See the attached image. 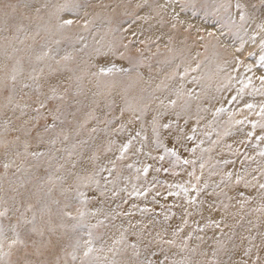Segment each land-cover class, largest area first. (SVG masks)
I'll return each instance as SVG.
<instances>
[{
	"label": "rangeland",
	"instance_id": "obj_1",
	"mask_svg": "<svg viewBox=\"0 0 264 264\" xmlns=\"http://www.w3.org/2000/svg\"><path fill=\"white\" fill-rule=\"evenodd\" d=\"M159 1L147 0L144 7L138 8L137 5L144 4V0H86L90 6L82 8L80 16L82 17L85 11L89 13L88 19L92 21L89 28L85 30L80 25H73L71 29L57 31L54 27V18L50 19V14L56 13L57 8L66 0H0V10L11 12L12 7L10 6L15 7L16 19L13 23L20 26L19 30L13 28L10 31L0 32V69L5 64L10 65L11 62L6 59L9 54L24 57L25 75L31 70L29 57H31V66L35 67L37 71L43 68L46 77L50 69L62 68L66 64L68 68L72 69V72L64 70L54 73L48 78L51 83L59 81L64 87H69L70 98L77 88L75 81H68L67 78L76 75L84 76L81 82V94L74 99H69L60 113V120H63L64 123L61 124L60 120H57L56 128L48 133H43L45 139H56L57 142L54 146L50 144L43 146L55 153L56 149L65 147V144L60 142L62 137H58L57 133L61 127L69 130L70 140L67 142V146L73 155L68 157L67 152L57 154L65 157V159L59 160V163H65L66 160H77L79 161L77 171L86 167L90 172L94 165L88 158L95 153L99 157L96 164L107 165V167L112 168L113 165L108 164V160H116L119 155L120 144L129 135L128 130L122 134L113 131L122 122L119 119H114V117L120 116V107L129 105L138 107L147 104L150 109L147 119H150L151 114L157 110L163 111L169 100H177L175 109L168 108L169 113L180 111L181 105L187 102L189 107L182 113L179 123L183 125L184 119L187 118L188 127L197 129L195 141L186 142L187 147H194L198 144L199 147L196 152H185L183 147H179L178 151L181 161L184 159L196 160L195 165L191 163L184 165L180 162L174 164L171 157H166L164 161H154L143 153L134 154L135 148L140 146L139 142L135 141L133 148L130 149L125 158L116 160L111 174L107 171L100 173V183L98 187L95 185L93 187L98 193L103 192L105 195L98 196L97 200L90 203L85 209L89 213L95 212L96 214L85 217L84 227L63 236L64 242L68 241L70 235L73 242L79 239L83 243L88 239L89 231L94 236L99 237L108 234L107 238H109L111 237L110 229L119 233L118 229L122 231L124 228L129 229L130 240L135 239L131 236L132 231L139 233L142 230V238L148 237L149 234L155 236L156 232H161L165 238H170V229L167 233L164 232V229H167L169 224L175 227L180 223L181 209L176 205L183 204L184 194L181 192L179 196H168L169 191H180L177 188L169 189L168 185L184 184L185 187H189L191 184L197 183L194 177L188 176V172L193 169H195V176L201 177V184L207 180L205 179L207 177L210 179L209 184L218 182L229 171L240 175H244L246 171L249 174L246 179H251V176L255 175L257 180L264 182V179H261L259 175L260 169L264 167V157L259 155V152L264 150V141L255 139L258 135H264V132L259 127L252 128V122H264V118L256 114L260 111V106L264 104V89H262L261 81L258 79L259 76L264 75V67H260L259 64L261 54L258 47L259 36H257V42L254 43L249 40L251 32L246 34L239 31L238 27H234L228 22L225 8L229 3L234 5L235 0H177L176 4H172L169 0V6L166 8L169 12L163 10L158 19L159 21L162 18L165 21L163 26L158 21L152 24V11L158 8ZM161 1L166 2V0ZM84 2L85 0H81V3ZM254 2H258V0H254ZM101 4L107 5V7L101 8ZM181 5H184V11H181ZM222 5L223 7H221ZM37 8L40 9L39 13L36 12ZM231 11L235 13L236 9L233 7ZM173 12L178 13L179 19L184 22L183 24L178 23L176 29H172L169 23ZM61 15L66 19L72 18L70 12ZM256 15L260 16V10L257 11ZM144 16L149 18L147 20L142 19L141 17ZM209 32L214 35L209 36ZM133 33L136 35L134 36ZM5 37L8 39L5 40ZM199 37H203V39ZM241 37L245 41V46L242 52L236 53L235 49L240 46ZM21 40L23 41L22 44L19 43ZM140 40H144L145 43H139ZM97 41L104 45L113 44L120 52H125L127 56L131 57L130 63L116 60L118 67L123 65L128 67L130 71L127 74L109 78L108 87L99 90L94 87V82L87 75V72H81L82 69L87 68L86 62L89 61L93 49L99 46ZM130 41L132 43H129ZM125 44H129L127 49L123 47ZM14 47L21 49V51L13 53ZM43 52H47L48 55L42 56L41 60L36 61V56ZM249 52H253L254 55L249 56ZM65 55H71L73 59L70 61L61 60ZM214 55L218 56V64L213 71L214 78L210 83L203 82L200 77H203L204 67L210 64ZM234 56L242 62L238 68L233 59ZM58 60L61 61L60 65L56 64ZM244 65L250 66L251 71H246ZM3 74L0 72V75ZM181 74H183V78H181ZM169 77L173 78L169 79ZM249 78H251V82H249ZM26 82L33 83L30 80ZM165 85L168 87L165 88ZM180 85H183L182 89H180ZM178 89L183 95H176ZM189 89L192 92L191 100L187 96ZM241 89L243 92H240ZM97 91L100 94L93 96V92ZM233 97L237 99L232 100ZM17 100H19V96H17ZM111 101H115V105L110 110L105 107V104ZM0 102H3L2 97H0ZM28 103L31 104L32 101L29 100ZM245 104H253L254 108L249 110L244 107ZM198 107L199 109H206V111H198ZM219 108H223L224 111L216 113V109ZM105 112H108L109 115L105 116ZM71 113H75V115H71ZM90 114L98 117V120L90 119ZM33 115L35 113L29 109L28 117L24 119ZM197 118H199L198 123ZM109 120H111L110 124L108 123ZM237 121H243V123H237ZM51 122V116L41 119L39 130L43 132L45 123ZM93 128L96 129L95 132L92 131ZM128 128L132 130L131 134L134 135L139 124L129 125ZM77 129L79 130L78 136L76 135ZM248 132L253 133L252 138L247 137ZM110 140H114L115 144L111 145V151L105 153L104 149L109 146ZM78 141H86L87 143L79 144ZM72 144H77V147L72 149ZM228 145L232 147L229 148ZM33 147H35L34 141ZM78 150L80 152L85 151L82 158L78 157L80 159L75 158L74 155ZM21 151L23 150L21 149ZM144 151H148V149L145 148ZM158 154L159 150L152 152L153 156ZM25 159L32 161L31 157ZM46 160L47 157L41 163L44 164ZM223 160H233L235 163H220ZM32 162L35 163V161ZM16 163L19 164L20 160L17 159ZM201 163L205 164L203 170L199 167ZM56 164L57 161H53L49 171H55ZM128 164H132L133 167L129 169ZM146 164L152 165L146 176L142 172L136 171L137 168H143ZM27 166L25 164V167ZM44 166L47 167L46 164ZM2 167L3 161L0 159V171ZM66 167H70V164H66ZM155 168H168L169 171L156 172ZM14 171L15 165L6 172L12 174ZM31 171L34 175H43L44 168L42 167L38 172L35 169ZM255 182L253 181V183ZM37 185L38 182L36 181L26 185L23 188V196L15 194V200L13 197L12 199H4L0 194V210H3L4 207H20L21 199L27 198L33 193L42 196L43 194L38 192ZM146 189L149 191L145 195L135 194L136 192L143 193ZM82 190L87 191L86 189ZM113 191L117 193L115 197L112 196ZM225 191L228 192L229 196L235 195V191H230L228 188H225ZM239 191H243L245 196L251 197L243 209L237 203V200L240 199L238 196L231 201L225 197L219 198L230 205L228 209L230 215L227 222L233 228L244 229L247 236L256 237L255 244H260L259 234L264 232V199L255 189H245L243 185H240ZM53 198L61 201L60 205L52 206L51 219L53 226H55L61 222L58 213L66 202L64 197L60 195L58 186ZM32 202L35 203V196L32 197ZM118 205L119 207H117ZM132 205H136V207L133 208ZM161 205H164V208ZM231 205H235V207ZM78 208L80 205L72 201L71 208L67 210L75 216ZM145 208L151 211L142 212L141 209ZM165 209H170L171 212L176 213L170 221L164 220ZM113 210L120 213L115 219L109 215L110 213L115 214ZM21 211H23L22 207ZM126 212L132 214L124 215ZM16 215L17 213L14 212L9 213L12 222H15ZM36 215L37 225L40 226L41 213L37 211ZM215 215L217 218L219 217L218 213ZM26 216L31 218L32 213H26ZM105 216H108V219H105ZM48 218V214L44 213V219L47 220ZM195 219H199V217ZM99 220H104V225L96 228L90 227L96 225ZM2 222L4 224L9 223L8 220ZM70 223H75V221ZM130 225H136V228L132 229ZM190 230V228L186 229V231ZM64 231V229L58 228L57 235H61ZM206 231V239L211 244L212 241L208 237L212 236V231ZM199 234L203 235V233ZM99 242L100 240L94 244L97 249L103 247V244ZM192 243L195 244L198 241L193 240ZM165 247L167 246L165 245ZM67 250L71 251V248ZM253 251L256 250L253 249ZM107 253L108 249L105 247L103 252H97L94 255ZM261 254L264 255V253ZM47 258L52 259L53 257ZM65 260L67 264H73L71 257H65L61 253V264H64ZM75 264H79V260Z\"/></svg>",
	"mask_w": 264,
	"mask_h": 264
},
{
	"label": "snow or ice",
	"instance_id": "obj_2",
	"mask_svg": "<svg viewBox=\"0 0 264 264\" xmlns=\"http://www.w3.org/2000/svg\"><path fill=\"white\" fill-rule=\"evenodd\" d=\"M172 4H176L177 0H170ZM147 4V0H144V4H138V8H142ZM90 5L86 2L81 3V0H66V2L60 5L56 13L50 14V19L54 18V27L57 31H63L71 29L73 25H80L87 30L92 21L88 19L89 13L84 12V15L80 16V10L87 8ZM169 6V0L163 5H158L161 8H167ZM12 11L0 10V32L10 31L15 28L19 30L20 26L13 23L16 17L14 15L16 9L14 6ZM101 8H106L107 5H100ZM181 11H184V5H181ZM223 7V5L221 6ZM236 11L233 13L232 8ZM260 10V16H257V11ZM228 22L238 27L239 31L249 33V40L254 43L257 42V36H259L258 47L261 50L259 56L260 67H264V0H235V4L229 3L227 8ZM36 12L39 13L40 9L37 8ZM72 13V18H63L62 13ZM142 19L147 20L149 17L144 16ZM81 20L83 23L81 24ZM158 23L163 26L165 21L161 18ZM171 28L176 29L177 24H183L184 22L179 19V14L173 12L171 21H169ZM135 36L136 33H133ZM209 36H213L212 32L208 33ZM203 39V37H199ZM8 38L5 37V40ZM23 43V41H19ZM129 43H132L130 41ZM139 43H145L144 40H140ZM98 47H95L90 54V59L87 61V68L82 69L81 72H87L94 82L96 89H102L108 87L109 78H115L120 74H127L130 69L123 65L117 66L116 60L131 62V57L127 56L125 52H120L118 48L113 44L104 45L100 41H97ZM245 46V41L240 38V46L235 49L236 53L242 52ZM87 47V45H85ZM125 49L129 47V44L123 45ZM13 53L20 52L21 49L13 48ZM47 52H43L41 55L36 56V61L41 60L42 56H47ZM249 56L254 55L253 52L248 53ZM6 59L10 61L9 64H5L0 72V97L3 98V102H0V150L7 159L3 162V168L8 171L15 165V171L13 176H17L20 181L18 188L23 189L26 185L36 181L38 182V192L43 195L40 196L37 193H33L27 198H23L20 201V207L10 208L4 207L0 210V264H61V253L65 257H71L73 264L79 260V264H264V232L260 235V244H255L256 237L254 236H240V242L237 243V234L232 225L227 220L230 215L228 209L230 205L220 200V197H225L229 201L240 197L237 200L240 208L243 209L250 201V196H245L243 191H239L240 185H243L245 189H255L264 199V182L257 180V176H251V179H246L249 174L245 171L244 175L239 173L234 174L229 171L224 174L220 181L209 184L205 180L200 183L201 177L195 176V169L188 172V176L194 177L197 181L195 184H191L189 187H185L184 184H169L168 188H177L180 191H169L168 196H179L182 192L184 194V202L182 205H176L181 209L180 223L173 227L169 224L164 232L167 233L171 229V237L165 238L161 232H156L155 236L149 234L148 237L142 238V231H132L131 236L135 237L134 240L129 239V229L124 228L119 231V236L111 240L112 247L108 248L109 256L94 255L97 252H103V247L97 249L94 247L96 241L102 239L99 236H94L91 231L88 232V239L80 242L79 239L72 241V237L69 235L68 241H63V236L68 235L69 232H75L78 228L84 227L85 217L88 215H95V212L89 213L85 209L87 206L96 201L98 196H104L103 192H97L93 185L97 186L100 183V173L107 171L111 174L114 170L116 160H123L126 154L133 148L134 142H139V147L135 148L134 154L143 153V155L149 157L154 161H164L166 157L173 158V163L180 162L184 165L196 164V160L184 159L181 161L178 155L179 147H183L185 152L195 153L199 145L194 147H187L186 142H194L196 139L195 127H188V119H184V124L181 125L179 121L182 118V113L189 107L185 102L181 105L180 111L169 113L168 108L175 109L177 106V100L172 99L168 101V105L165 106L163 111L157 110L154 114H151V118L147 119L150 114V109L147 104L132 107L125 106L119 108V119L122 122L120 125L113 129L117 134H122L126 130L129 131V135L119 147V155L116 160L109 159L108 164L113 165L112 168L107 165L96 164L99 157L95 153L88 159L93 163L94 167L92 171H88L86 167H82L77 171L79 161L66 160L65 163H59V160L65 159L59 153L67 152L68 157L73 155V152L67 146V142L70 140V132L61 127L58 137H62L61 143L65 144V147L55 150V153L45 149V145H55L56 139H45L43 133H48L50 130L56 128L57 120H60V113L63 111V106L67 104L69 99H74L81 94V82L84 79L83 75H76L75 77L69 76L68 81H75L76 92L69 97V87H64L59 81L51 83L49 78L52 74L67 70L72 72L71 68H68L65 64L62 68L58 67L50 69L48 76L44 74V69L40 68L39 71L31 66V57H29L30 71L25 75L24 57H17L15 55H7ZM73 57L71 55H65L61 58L63 61H70ZM235 65L238 68L241 65V60L238 57H233ZM227 63V61H226ZM57 65L61 64V61H56ZM179 67V66H178ZM246 71H251V67L244 65ZM35 73V75H33ZM173 77H169L172 79ZM183 78V74H181ZM261 81V87L264 89V75L258 77ZM32 81L30 84L26 81ZM43 81V82H41ZM251 82V78H249ZM160 87L159 85L157 86ZM165 88L168 86L165 85ZM183 85H180V89ZM46 89V90H45ZM27 90V91H26ZM243 92V89L240 90ZM31 93V95H30ZM100 94L98 91L93 92V96ZM109 95L111 93L109 92ZM176 95L181 96L183 93L178 89ZM19 96V100H17ZM189 100L192 99V92L189 89L187 92ZM233 97L232 100H236ZM31 100L32 103H28ZM231 102V101H230ZM79 103V101H77ZM163 104V101H161ZM115 101H111L105 104L108 109H113ZM245 108L251 110L254 108L253 104H245ZM31 110L35 115L28 119V110ZM198 111H206V109H199ZM224 111L223 108L216 109V113ZM11 113V115H9ZM18 113V115H17ZM258 116L264 118V104L260 106V111L256 113ZM75 115V113H71ZM105 116L109 115L108 112L104 113ZM46 116L52 117L51 123H45L43 132L39 130V121L45 119ZM126 117V119H125ZM90 119L98 120V117L90 114ZM199 118H197V123ZM63 124L64 121L60 120ZM111 123V120L108 121ZM139 124V128L135 129L134 135L128 126ZM237 123H243V121H237ZM83 127V125H80ZM259 127L264 132V122L257 123L252 122V128ZM96 131L95 128L92 129ZM35 133V135H34ZM76 135H79V130H76ZM248 138H252L253 133L248 132ZM257 141H264V135H258L255 137ZM33 141L35 147H33ZM79 144H86V141H78ZM203 143V141H201ZM213 143H216L213 141ZM243 143V141H242ZM115 144L114 140L109 141V146L104 149L105 153L111 151V145ZM171 145V146H169ZM77 144H72L71 148L74 149ZM231 148V145H228ZM147 148L148 151H144ZM21 149L23 151H21ZM156 156L152 155V152L158 151ZM203 151V150H202ZM210 151V149H209ZM238 154V153H237ZM261 157H264V150L259 152ZM31 157L32 161L25 159ZM47 157L44 164L41 163L43 159ZM250 159V157H248ZM17 159L20 163L17 164ZM53 161H57L55 171H49ZM220 163L234 164L233 160H223ZM25 164L28 166L25 167ZM47 165L45 167L44 165ZM66 164H70V167H66ZM44 168L43 175H34L31 170L35 169L37 172ZM127 167L131 169L132 164H128ZM152 165L146 164L143 168H137L138 173H143L145 176L148 174ZM203 170L204 163L199 165ZM168 172V168H155L156 172ZM255 171V170H254ZM176 175V173H173ZM235 175V178L233 179ZM261 179H264V167L260 169L259 173ZM105 179H107L105 177ZM253 181H256L253 183ZM223 185V187H222ZM59 187V193L65 199L63 208L59 209L58 215L60 216V223L53 226L51 213L53 205H60L59 199L53 198L55 190ZM228 188L230 191H235V195L229 196L225 191ZM82 189H86L84 191ZM19 196H23L17 189H13ZM149 191L136 192V195H145ZM192 193V194H190ZM117 193L112 192V196L115 197ZM160 195V193H157ZM35 196V203L32 202V197ZM15 200V197H13ZM72 201H75L80 205L77 209V214L74 216L71 211L67 209L71 208ZM127 203V201H125ZM235 207V205H231ZM21 207L23 211H21ZM119 207V205L117 206ZM133 208L136 205H132ZM164 208V205H161ZM220 211L222 214L217 218L215 213ZM41 213V224L37 225L36 212ZM142 212L151 211L150 209H141ZM10 212L17 213L15 216V222H12V217L9 216ZM32 213L31 218L26 216V213ZM109 214L112 219L119 216V212ZM44 213L48 214V219H44ZM207 213V215H205ZM131 212H126L124 215H131ZM176 215L175 212H171L170 209H165L164 220L170 221ZM199 217V219H195ZM108 219V216H105ZM8 220V224H4L2 221ZM75 221V223H70ZM191 221V223H190ZM238 223V221H237ZM100 225H104V220H99L96 225H91V228H96ZM193 225H195L193 227ZM132 229L136 228V225H130ZM64 229L65 231L61 235H57V229ZM190 228V231L186 229ZM212 231V236L208 237L212 241L208 243L207 231ZM250 231V230H249ZM11 233V235H9ZM199 233H203L200 235ZM47 234V235H46ZM34 237H39L35 239ZM193 240L198 243L193 244ZM165 245L167 247H165ZM71 248V251L67 249ZM6 249V250H5ZM253 249L256 251L254 252ZM53 257L48 259L47 257ZM120 256L122 259L117 260L115 257ZM67 264V261H64Z\"/></svg>",
	"mask_w": 264,
	"mask_h": 264
},
{
	"label": "bare ground",
	"instance_id": "obj_3",
	"mask_svg": "<svg viewBox=\"0 0 264 264\" xmlns=\"http://www.w3.org/2000/svg\"><path fill=\"white\" fill-rule=\"evenodd\" d=\"M164 1H159L158 5H163ZM163 10H165L166 12H169L166 8H161L158 7L157 9H155L154 11H152V24H155L156 21H158V19L161 17V14L163 13ZM245 54V53H244ZM243 56V55H242ZM218 64V56L214 55L212 57V61L210 62V64L205 65L204 70H203V77H200L201 80H203V82H211V80H213V71L216 69V66ZM206 83V84H207ZM0 159L1 161H5L7 158L3 156L2 151H0ZM85 151L84 152H80L79 150L74 154L75 158L80 159L84 156ZM80 157V158H78ZM20 174H17V176H19ZM17 176H13V174H9L5 171V169L2 167V170L0 171V194L2 195V197L4 199H12V197H14V195L17 193L13 191V189H17L20 193H23V189L18 188L19 185V180L17 179ZM207 179V181H210L209 177L205 178ZM9 185H7V184ZM5 185V186H4ZM18 196V195H17ZM219 215H221L220 212H216ZM236 234H237V239L238 241H236L237 243L240 242L239 237L242 236H247L245 233L244 229H239V227H235L234 228ZM111 233V238L115 239L119 236V233L116 231H113L110 229L109 234ZM170 233H171V229H170ZM108 235V234H107ZM107 235H104L103 237H101L102 239H100L99 243H102L101 245L103 246V248H109L112 247L111 244V240L109 238H107ZM35 239H39V237H34ZM109 256L111 257V254L108 252L107 254H103L100 255L101 257L103 256ZM115 259L120 260L122 259L120 256L115 257Z\"/></svg>",
	"mask_w": 264,
	"mask_h": 264
}]
</instances>
